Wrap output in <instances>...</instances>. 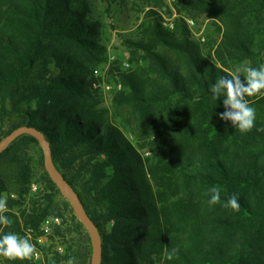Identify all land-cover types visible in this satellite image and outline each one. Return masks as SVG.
<instances>
[{
    "label": "trees",
    "instance_id": "16d2710c",
    "mask_svg": "<svg viewBox=\"0 0 264 264\" xmlns=\"http://www.w3.org/2000/svg\"><path fill=\"white\" fill-rule=\"evenodd\" d=\"M163 5L0 0V140L19 126L43 133L99 230L100 264H264V93L246 97L256 119L241 133L211 92L218 78L264 65V0H175L172 27ZM122 11L136 29L124 39L129 67L115 59L108 69L121 88L105 107L94 72L107 62L104 16ZM182 15L211 18L213 31L195 40ZM213 187L221 200L210 206ZM233 194L239 211L223 206ZM0 198L13 221L0 237L36 249L0 264H90V235L33 136L0 153Z\"/></svg>",
    "mask_w": 264,
    "mask_h": 264
},
{
    "label": "clouds",
    "instance_id": "9594fccd",
    "mask_svg": "<svg viewBox=\"0 0 264 264\" xmlns=\"http://www.w3.org/2000/svg\"><path fill=\"white\" fill-rule=\"evenodd\" d=\"M246 76L241 79L239 75H226L217 79L211 86L213 98L224 97L223 105L225 111L219 115L224 121H230L234 128H238L241 133L251 131L256 119V110L249 106L246 97H253L264 93V65L257 68H247ZM209 205H216L221 200V189L213 187L209 189ZM224 207H229L234 211H239L241 205L239 197L233 194L229 197ZM7 199L0 198V225L11 226L13 221L7 215ZM178 250L173 249L167 254V259H173ZM36 252L35 245L26 237H20L15 233H7L0 237V257L6 260H28L32 259ZM66 264H76L74 257H70Z\"/></svg>",
    "mask_w": 264,
    "mask_h": 264
},
{
    "label": "rangeland",
    "instance_id": "374dc122",
    "mask_svg": "<svg viewBox=\"0 0 264 264\" xmlns=\"http://www.w3.org/2000/svg\"><path fill=\"white\" fill-rule=\"evenodd\" d=\"M163 18V24L168 27L173 26V21L179 16L176 7L175 0H164V5L160 11ZM127 11L114 12L112 17L104 16V20L111 23L110 38L106 45L107 62L96 67L94 74L100 77L97 86L101 95L102 105L110 107L111 100L114 93L119 90L114 80L110 79L107 75L110 64L115 60H121L123 68H127L123 65V62L128 59L129 53L124 45V39L126 37H133L135 34L136 25L134 24V18L130 17ZM186 23L187 19H193L194 24L188 28L192 34V38L201 42L205 41L206 36L213 31V21L207 16H200L193 18L189 16H181ZM187 25V23H186ZM41 148V147H40ZM144 155L149 154L147 149L143 150ZM35 187V185H33ZM91 262V259H90Z\"/></svg>",
    "mask_w": 264,
    "mask_h": 264
},
{
    "label": "water",
    "instance_id": "95a60500",
    "mask_svg": "<svg viewBox=\"0 0 264 264\" xmlns=\"http://www.w3.org/2000/svg\"><path fill=\"white\" fill-rule=\"evenodd\" d=\"M23 134L33 136L37 141L43 152L44 167L49 177L57 185L58 189L62 192L64 197L71 204L73 211L79 221L86 228L92 241V254L90 264H100L102 259L101 250V236L97 226L90 219L85 212L82 203L77 195L74 193L69 183L58 173L51 157L49 143L45 139L43 133L33 126H19L13 129L8 135L0 140V153L17 137Z\"/></svg>",
    "mask_w": 264,
    "mask_h": 264
},
{
    "label": "built area",
    "instance_id": "2783aa9c",
    "mask_svg": "<svg viewBox=\"0 0 264 264\" xmlns=\"http://www.w3.org/2000/svg\"><path fill=\"white\" fill-rule=\"evenodd\" d=\"M186 23H187V26L191 27V26L194 24V20H193V19H187V20H186ZM123 65H124L125 67H129V62H128V60H125V61L123 62ZM94 86L96 87L97 84H94ZM120 88H121V85L118 84V85H117V89H120Z\"/></svg>",
    "mask_w": 264,
    "mask_h": 264
}]
</instances>
